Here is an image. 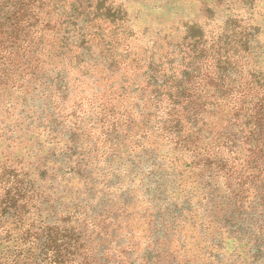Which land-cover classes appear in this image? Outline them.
<instances>
[{"label":"trees","instance_id":"16d2710c","mask_svg":"<svg viewBox=\"0 0 264 264\" xmlns=\"http://www.w3.org/2000/svg\"><path fill=\"white\" fill-rule=\"evenodd\" d=\"M42 1L0 0V264H179L172 250L191 232L187 222L195 213L207 215L205 202L217 219L227 218L226 225L229 220L246 225L247 219L232 217L252 213L255 199L264 203V167L256 172L255 140L243 142L235 133L242 96L235 77L251 60L256 75L246 88L264 89V0H242L233 22L232 16L209 17L220 0H191L197 15L176 11L174 29L169 13L161 22L165 27L147 26L132 13L125 37L111 51L113 62L130 70L140 56L152 59L173 43L184 48L189 40L193 48L203 40L221 54L219 72L207 82L193 83L187 76L165 94L147 93L146 105L132 103L120 123H91L88 110L80 123L51 121L30 132L29 123L19 119L26 120V108L39 101L27 100L22 90L43 98L47 81L40 58L45 49L34 42ZM171 3L168 9L175 8ZM200 84L207 88L205 98L196 92ZM52 90L51 101L67 90L59 74ZM248 106L253 113L246 124L264 126V99ZM9 107L23 116L8 121L3 111ZM206 108L207 120L199 123ZM234 226L227 230L234 232ZM220 235L217 229L215 252ZM249 254L260 264L264 247L253 245Z\"/></svg>","mask_w":264,"mask_h":264},{"label":"rangeland","instance_id":"374dc122","mask_svg":"<svg viewBox=\"0 0 264 264\" xmlns=\"http://www.w3.org/2000/svg\"><path fill=\"white\" fill-rule=\"evenodd\" d=\"M184 1L43 0L40 18L35 23L34 42L45 49V53L40 57L45 61L47 70L44 97L38 92L29 94L22 90L23 94H27V100H38L39 105L31 109L27 107L24 113L26 120L20 117L19 123H29L30 132L35 129L37 131L39 127L44 128L51 121L80 123L82 111L88 110L92 118L91 123L98 125L101 119H113L115 123H120L127 118L128 110L133 109V104L141 109L146 105L143 96L147 93L148 96H152L156 91L165 94L172 90V85L187 76L193 83L198 79L207 82L210 75L219 72L221 54L215 50L216 46L208 48L203 40L193 48L188 46L189 40L185 42L184 48H179L173 43L165 52L157 51L152 59L140 56L131 64L130 70L121 61L113 62L111 58L112 49L127 33L125 28L131 18L129 15L139 13V17L147 26L165 27L162 23L169 13V26L174 29L178 26L173 23L177 20H173L176 11L177 15L181 11L180 14L189 18L197 15L198 5L191 0ZM237 1L220 0L214 6L215 15L209 14V17L218 14L226 19L232 16L229 22L235 21L234 14L244 7L242 0ZM167 2H173L175 8L168 9ZM125 10L128 12L125 13ZM247 16L246 20L249 22V14L243 15L244 18ZM138 21L135 25L139 26ZM216 26L217 24L213 23V27ZM180 30L176 32H183ZM165 41L171 42L169 38ZM130 44L135 45V41L132 40ZM254 70L251 60H248L240 75L235 77L242 90V96L237 100V116L233 123H236L235 133L239 139L243 142L248 137L255 140L252 152L254 166L259 173L264 167V126L256 122L257 127L250 128L246 124L248 115L253 113L248 108V102L264 99V89L261 86L251 84V91L246 88L247 83L251 81V75L255 74ZM57 74L66 83L67 90L60 97L55 95L52 102L47 97L53 92ZM196 92L205 98L207 88L204 89L200 84L196 86ZM16 95L20 101V94L16 92ZM18 110L19 108L9 107L4 108L3 112H9L5 116L9 121L12 115L23 116ZM209 110L206 108L201 111L199 123L207 120ZM205 204L208 208L207 215L202 217L201 212H197V218L187 222L191 232L180 236V243L178 248L172 250V257H175L179 264H253L252 255L249 254L251 248L253 245H259L262 249L264 247V213H261L264 211L263 200L255 199L252 202V213L248 210L234 214V219H247L246 225L241 224L242 221L229 220L227 225H235L232 228L235 229L234 232L227 230V218L224 215L217 219L212 204ZM192 206L199 208L200 204L193 203ZM217 229H221V235L218 250L215 252L212 241L216 240L214 232ZM185 255L189 259L185 260ZM260 264H264V255Z\"/></svg>","mask_w":264,"mask_h":264}]
</instances>
